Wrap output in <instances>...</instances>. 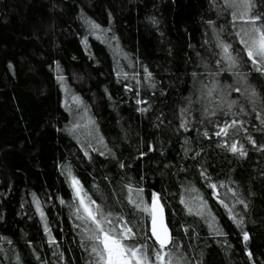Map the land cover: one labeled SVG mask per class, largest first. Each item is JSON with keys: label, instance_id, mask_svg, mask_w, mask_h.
Returning <instances> with one entry per match:
<instances>
[{"label": "trees", "instance_id": "obj_1", "mask_svg": "<svg viewBox=\"0 0 264 264\" xmlns=\"http://www.w3.org/2000/svg\"><path fill=\"white\" fill-rule=\"evenodd\" d=\"M230 11L223 0H0V264H90L69 169L138 237L148 217L126 186L148 203L158 193L177 264H264V71ZM217 37L238 57L231 70Z\"/></svg>", "mask_w": 264, "mask_h": 264}, {"label": "snow or ice", "instance_id": "obj_2", "mask_svg": "<svg viewBox=\"0 0 264 264\" xmlns=\"http://www.w3.org/2000/svg\"><path fill=\"white\" fill-rule=\"evenodd\" d=\"M223 4L226 10H231L229 13L231 27L236 29L234 35L239 38V43L243 46L247 58L256 66L257 71H264V14L254 12L253 0H223ZM208 23L213 24L212 21ZM92 27L98 29L99 25L93 23ZM217 39L216 46L221 50L219 55L227 62L228 69L231 70L237 66L238 57L232 54L231 44L219 40V37ZM216 63H220V60H217ZM237 75L239 74L237 73ZM214 89L215 85L212 89H208L207 94L211 96ZM240 90L239 87L235 88L237 92ZM254 96L255 92H252L248 97L250 103H255L252 99ZM74 99L78 101V98L74 97ZM235 103L232 101L228 104L229 112ZM237 123L238 121L235 119L231 121V124L225 123L224 127L215 132V135H227L228 128L235 127ZM239 123L242 125L243 121H239ZM204 135L207 136L208 133L205 132ZM249 139L251 138L249 137ZM252 143L255 142L252 141ZM229 150L232 153L239 152L241 156L247 154L242 147L237 146V143H232ZM66 174L77 201L74 215L85 225L83 238L86 242H90L85 248L92 258L90 264H177V261L173 259L175 253L172 247L179 246L174 241L172 230L165 217L164 205L161 203L158 193H153L151 202L148 203L142 196V188L133 187L131 184L126 186L128 191L126 198L128 203L133 206V211L143 213L148 217L147 232L142 237H138L134 230L138 227L137 225L126 220L119 213L105 212L101 204H97L95 200L91 199L70 169ZM212 187L215 188L216 185H212ZM221 202L223 203V201ZM181 203H185V201L181 200ZM239 203L242 204L243 201H239ZM39 207L37 202V208L39 209ZM188 211L190 214L193 212L190 207ZM195 214L203 215V212L198 211ZM43 215L41 211V217ZM238 223L242 224L243 221ZM45 231H49L46 226ZM49 237V243H55L51 238L50 231ZM243 238L244 240L248 239L246 232ZM146 240L153 242L151 255H149V245L143 242Z\"/></svg>", "mask_w": 264, "mask_h": 264}, {"label": "water", "instance_id": "obj_3", "mask_svg": "<svg viewBox=\"0 0 264 264\" xmlns=\"http://www.w3.org/2000/svg\"><path fill=\"white\" fill-rule=\"evenodd\" d=\"M165 210V209H164Z\"/></svg>", "mask_w": 264, "mask_h": 264}]
</instances>
